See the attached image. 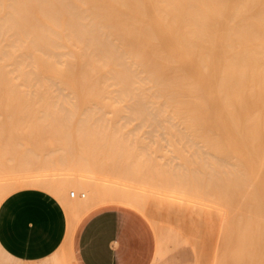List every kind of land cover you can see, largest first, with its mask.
I'll return each instance as SVG.
<instances>
[{
    "label": "bare ground",
    "instance_id": "6f19581e",
    "mask_svg": "<svg viewBox=\"0 0 264 264\" xmlns=\"http://www.w3.org/2000/svg\"><path fill=\"white\" fill-rule=\"evenodd\" d=\"M0 107L20 108L5 113L22 114L21 136L32 140L19 161L0 156V202L15 190L40 188L67 215L53 253L27 261L0 247L10 260L0 264H64L63 257L77 264L78 222L108 203L151 219L158 233L151 264L171 247L163 264L203 262L179 230L153 218L145 190L151 176L169 198H177L169 191L189 195V203L178 195L186 202L180 213L208 239L204 262L211 253V264H221L230 218L248 216L251 264H264V0H0ZM152 152L165 155L162 163L155 166ZM107 163L118 180L101 174ZM60 167L66 172L56 173ZM162 203L156 197L152 206Z\"/></svg>",
    "mask_w": 264,
    "mask_h": 264
},
{
    "label": "crops",
    "instance_id": "0c3cea01",
    "mask_svg": "<svg viewBox=\"0 0 264 264\" xmlns=\"http://www.w3.org/2000/svg\"><path fill=\"white\" fill-rule=\"evenodd\" d=\"M134 209L106 204L85 214L72 238L76 263L151 264L155 235ZM66 228L63 204L43 189L21 188L0 202V247L14 258L34 261L50 255L62 244Z\"/></svg>",
    "mask_w": 264,
    "mask_h": 264
},
{
    "label": "rangeland",
    "instance_id": "374dc122",
    "mask_svg": "<svg viewBox=\"0 0 264 264\" xmlns=\"http://www.w3.org/2000/svg\"><path fill=\"white\" fill-rule=\"evenodd\" d=\"M12 110H20V108H16V107H0V111H4V115L2 116V117H0V156H1V158H2V161H4V162H10V160H9V158L10 157H13V159H16V160H20V159H22V158H24L25 157V149L27 148V147H29V145H32L31 143H32V140L30 141V139H24L21 135V129H20V127H22V125H24L25 124V122H27V121H25L24 122V120L23 121H21V117H22V114H16V115H10L9 113H5L6 111H12ZM34 119V118H33ZM33 119H31L32 121H33ZM35 119H37V118H35ZM34 119V120H35ZM31 120H28V121H31ZM38 121H41V119H37V122ZM42 121H44L43 119H42ZM42 121L40 122V123H42ZM48 121V120H47ZM29 123V122H28ZM35 123V122H34ZM33 122H32V124H34ZM44 123V122H43ZM42 123V124H43ZM48 123V126H49V122H47ZM47 123H45V124H47ZM130 123H132V122H130ZM130 123H128L127 124V126L128 127H130L132 124H130ZM27 124V123H26ZM134 125H135V122L133 123ZM30 125V124H29ZM35 125V124H34ZM40 125V124H39ZM38 125V126H39ZM28 126V125H27ZM33 126V125H32ZM36 126V125H35ZM35 126H33L34 128H35ZM46 127L45 125H40V127ZM47 126V127H48ZM133 126V125H132ZM37 127V126H36ZM50 127V126H49ZM31 129V128H30ZM36 129V128H35ZM48 129V128H47ZM19 130H20V132H19ZM37 130V129H36ZM41 131H39V132H42L43 130H45V128L43 129V128H41L40 129ZM49 130V129H48ZM35 131V130H34ZM38 131V130H37ZM46 131V130H45ZM33 132V131H32ZM48 132V131H47ZM143 132V130L142 129H140L139 131H137V134H138V136L141 134ZM43 134H45L44 133V131L42 132ZM42 133H39L40 135H42ZM28 135H30V138H33L34 140H35V138L37 137V135L38 134H36V135H32L31 136V133L29 134V133H27ZM27 134H26V136H27ZM39 135V136H40ZM45 135H47V133L45 134ZM136 135V134H135ZM177 135V134H176ZM97 136V135H96ZM134 136V135H133ZM14 137H19L22 141H23V143L24 144H22V145H20V146H17V145H15V139H14ZM41 137V136H40ZM42 137H44V139H47L46 141L47 142H51V141H54L53 139L52 140H50L51 138H50V136L48 135V138L47 137H45L44 135L42 136ZM95 137V136H94ZM99 137V136H98ZM175 137V136H174ZM27 138H29V136H27ZM97 138V137H96ZM134 138V137H133ZM139 138V137H138ZM142 138V137H141ZM178 138V137H177ZM76 139V138H75ZM135 139H136V136H135ZM37 140V139H36ZM41 140V139H40ZM39 140V141H40ZM49 140V141H48ZM77 140V139H76ZM141 140V139H140ZM142 140H145V141H148V139H142ZM174 141L176 140V139H173ZM42 141V140H41ZM160 143L162 144V143H164L165 141L164 140H161L160 139ZM178 141V140H177ZM29 142H31V143H29ZM38 142V141H37ZM140 142H142V141H140ZM140 142H137V143H140ZM29 143V144H28ZM42 143V142H41ZM45 142H43L42 143V145L44 144ZM48 143V144H49ZM52 143V142H51ZM54 143V142H53ZM143 143V142H142ZM144 144V143H143ZM152 144H154V143H152ZM151 144V145H152ZM27 147H26V146ZM35 145V144H34ZM36 145H38V144H36ZM40 145V144H39ZM41 145V146H42ZM150 145V146H151ZM154 145H156V144H154ZM180 145V144H179ZM17 146V147H16ZM157 146V145H156ZM156 146H151V147H156ZM26 147V148H25ZM34 147V146H33ZM37 147V146H36ZM43 147H45V144L43 145ZM46 147H47V145H46ZM38 148H39V146H38ZM42 150V149H41ZM40 150V151H41ZM162 151H164V150H162ZM162 151H161V153H162ZM42 152V151H41ZM43 152H44V148H43ZM153 154H155L154 156H156V157H158L157 159H155L154 158V156H153V154H152V156H153V160L154 161H158L157 163H156V165L155 166H157L158 165V163H159V160L161 161V159H162V157H163V155H162V157L161 156H158L160 153H158V155H156L157 153L156 152H152ZM163 153H165L166 154V151H164ZM151 154V153H150ZM167 154H170V153H168V151H167ZM183 154L184 155H188V156H190V153L188 152V151H184L183 152ZM59 153L57 154H55L54 155V158L57 160L58 158H59ZM171 155V154H170ZM142 156H144V154L143 155H141V156H137V158H139L136 162H140L139 160H141V159H143L145 156H146V154H145V156L144 157H142ZM165 156V155H164ZM169 156V155H168ZM179 156H181V159L183 160L184 158H186L185 156L183 157V155H179ZM142 157V158H141ZM148 157H151L150 155H148ZM147 157V158H148ZM160 157H161V159H160ZM183 157V158H182ZM136 158V159H137ZM141 158V159H140ZM146 158V160H145V163L144 164H147V166L150 164V162H151V165L152 166H149V168L148 169H150L151 171H149L148 169H147V167H145V169L146 170H148L149 171V173H151L152 172V169H151V167H153L154 166V162H152V160H151V158L150 159H147ZM168 157H167V155H166V159H167ZM163 159H165V157H163ZM162 159V160H163ZM187 159V158H186ZM144 160V159H143ZM142 160V161H143ZM151 160V161H150ZM185 160V159H184ZM1 161V160H0ZM146 161H149V164H148V162L146 163ZM166 161V160H165ZM136 162L134 163V164H136ZM142 163V162H141ZM160 163H162V161L160 162ZM164 163H166V162H164ZM107 167L105 168V167H103L102 168V166H101V168L100 169H102L101 170V174H105V175H107V176H109V177H106V179H109V180H106V181H109V182H113V181H111V180H118L119 178L118 177H116L115 179H114V176H116L114 173H116V170H114V168L112 167V165L111 164H108L107 163ZM159 165H161V164H159ZM163 166H162V168H164V166L166 165V164H162ZM169 164H167V166H168ZM134 166V165H133ZM139 166L140 165H138V168H139ZM154 166V167H155ZM170 166V165H169ZM98 167V166H97ZM120 167H123V166H120ZM135 167V166H134ZM166 167V166H165ZM124 168V167H123ZM157 168V167H156ZM156 168H154V170L156 169ZM167 168V167H166ZM170 168V167H169ZM158 169L159 168H157V170H155V171H158ZM97 170H99V169H97ZM114 170V171H113ZM119 170L121 171V170H124V169H122V168H119L118 169V171L117 172H119ZM134 170L138 173V171L140 172V174H144L145 175V173L144 172H142L141 173V170L139 169H135L134 168ZM145 170V171H146ZM160 170H163V169H160ZM159 170V173L161 172ZM104 171H105V173H104ZM143 171V170H142ZM148 171H147V174H148ZM56 173H64V172H66V168H63V167H60L59 169H57V171H55ZM163 172V171H162ZM164 172L166 173L165 174V176L164 177H166V175H167V170L166 169H164ZM99 172L97 171V175H99L98 174ZM124 174V176H125V173L124 172H122L121 171V173H119V174ZM158 172H157V175L158 176H160V174H159ZM168 173H170L169 171H168ZM117 174V173H116ZM152 174V173H151ZM151 174H150V176H151ZM154 174V173H153ZM156 174V173H155ZM154 174V175H155ZM105 175H103V176H105ZM114 175V176H113ZM132 175H134V174H132ZM149 175V174H148ZM161 175H162V173H161ZM171 174H169V175H167V177L168 176H170ZM101 176V175H100ZM103 176H101V177H103ZM113 176V179L111 178ZM117 176H119V175H117ZM124 176H121V178H124ZM135 176V175H134ZM138 176H139V174H138ZM146 176V175H145ZM163 176V175H162ZM162 176H160V178H163ZM140 177H141V175H140ZM147 177V178H146ZM145 178H144V176L143 177H141V179H148L149 178V176H146ZM154 177V176H153ZM155 177H156V175H155ZM134 178V177H133ZM150 178H152V176L150 177ZM148 179L149 180V183L151 184V180H153V179ZM159 177H157V178H155L156 180L158 179ZM127 179V178H126ZM139 179V181H140V178H138ZM154 179V181H153V183L152 184H157L158 183V181L156 182V180ZM121 181H124V179H120ZM129 180H132V179H129ZM137 180V179H136ZM135 180V181H136ZM160 180H162V179H160ZM159 180V181H160ZM133 181H134V179H133ZM138 181V180H137ZM130 182V181H129ZM163 182V181H162ZM162 182H160V185L161 186H159V183H158V185H156V186H158V187H156V186H150V184L149 185H147L148 187L147 188H145V186H143L144 185V183H147V182H144L143 183V185L142 184H139L138 185V183L139 182H132L131 181V183H128V181H127V183L128 184H132V185H134V186H136V187H144L145 188V190L146 189H148L149 191V193H148V204H149V208H150V210H151V214H152V216H153V218L154 219H156V220H158V222H160V223H162V224H166V225H170V226H172V227H174V228H176L177 230H179V232H180V234L183 236V238H184V240H185V242H187L188 244H190V247H189V245H188V247H189V251H191V252H193L195 255V257H197V260H203V262H200V261H198L196 264H211L212 262L210 261V260H212V255H211V253L209 254V257H207V259H206V262H204V259L206 258V253H205V251L206 250H210L211 248H210V246H208V239L206 238V236H205V234H204V232H200L199 233V235L196 233V231L195 230H193V227H191V224L189 223V217L187 216V212H184V214H181L180 213V210H182V206L184 205L185 206V204L184 203H186V202H190V199H187L188 197H187V195L188 194H186V195H184V193L182 194V195H180V193L181 192H175V193H173L174 191H169V193L170 194H172V195H174L175 197H177L176 199H173V197L171 198H169L168 196H166L168 193V191H166L165 190V188L163 189L162 188ZM133 183H135V184H133ZM140 183H142L141 181H140ZM167 182L166 181H164V184H166ZM151 184V185H152ZM131 185V186H132ZM166 185H167V187H166ZM165 185V187L166 188H168V186L170 185V183L168 182V184H166ZM171 186V185H170ZM164 187V186H163ZM154 188V189H153ZM155 188L157 189V190H155ZM69 189H72V188H69ZM171 189V187H169V190ZM158 191L159 190V192H153V191ZM160 190H163V191H160ZM165 190V191H164ZM171 190H174V189H171ZM176 190V189H175ZM82 191V190H81ZM161 193H165V194H162L161 195ZM78 195V194H77ZM178 195H180V196H182L183 198H184V201L185 200H189V201H186V202H183L182 201V199L183 198H180L181 199V201H180V199H179V197H178ZM166 196V197H165ZM189 196V195H188ZM156 197H158L159 199H162V201H163V203L161 204L162 206L161 207H156V206H152V205H154L153 204V199L154 198H156ZM170 200V201H169ZM171 201H174V202H178V203H180V204H178V205H174L173 207H171L170 208V202ZM108 204H113V203H108ZM104 205H106V204H104ZM135 211H137L138 213H140L141 215H143L144 217H145V219L148 221L149 220V217L148 216H146L145 214H143V213H141L139 210H137V209H134ZM229 214V213H228ZM229 217H232L231 216V214H229ZM243 217H240V219L239 220H233L232 218H230V220H229V223H228V225L226 226L227 228L225 229V236H224V239H223V252H224V255H223V261L221 262V264H251L252 262H251V253H250V237H251V228H250V226H248V227H246V229H244V226L243 225H245V222H246V220H249V217L248 216H245L243 219H242ZM151 220V219H150ZM148 221V223L150 224V226L152 227L153 225H152V223H151V221ZM173 224V225H172ZM246 226V225H245ZM154 228H155V226H154ZM153 227H152V229H153V232H154V235H155V239H156V251H157V248H158V233H157V231H156V228L154 229ZM246 230V231H245ZM192 236H193V238H192ZM195 236V237H194ZM246 236V237H245ZM190 237L192 238V240L190 239ZM195 238V239H194ZM192 241V243H191V241ZM198 240H199V242H198ZM246 241V242H245ZM172 247H171V249H170V252H172ZM195 251V252H194ZM170 252H164V253H167V255L165 256V255H161V257L159 258V259H157V261H156V264H163V262H167V257L169 256V254L168 253H170ZM171 254V253H170ZM62 260H63V262H64V264H68L67 263V259H66V257H63L62 258ZM208 260H209V262H208ZM0 261H6V262H9L10 260L9 259H7V258H5L3 255H1L0 254Z\"/></svg>",
    "mask_w": 264,
    "mask_h": 264
},
{
    "label": "built area",
    "instance_id": "2783aa9c",
    "mask_svg": "<svg viewBox=\"0 0 264 264\" xmlns=\"http://www.w3.org/2000/svg\"><path fill=\"white\" fill-rule=\"evenodd\" d=\"M71 194L73 195L74 193L72 192Z\"/></svg>",
    "mask_w": 264,
    "mask_h": 264
}]
</instances>
